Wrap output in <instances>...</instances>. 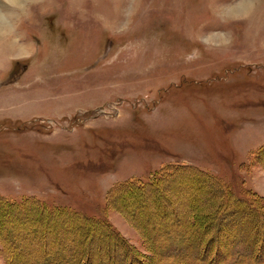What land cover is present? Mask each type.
<instances>
[{
    "label": "rangeland",
    "instance_id": "obj_1",
    "mask_svg": "<svg viewBox=\"0 0 264 264\" xmlns=\"http://www.w3.org/2000/svg\"><path fill=\"white\" fill-rule=\"evenodd\" d=\"M212 3L140 0L129 28L137 0H32L18 31L0 38V200L14 207L0 208V228L17 227L31 247L12 258L0 241V264L40 257L45 240L76 228L64 218L47 222L33 212L39 205L44 214L106 222L150 256L115 210L129 211L133 196L107 206L110 190L132 180L176 172L161 188L169 202L147 193L136 204L155 223L167 222L161 214L171 205L179 217L194 204L203 214L215 210L212 187L176 178L184 168L236 199L264 198V5L248 20L220 23ZM208 27L232 33V45L205 51L197 37ZM194 47L202 58L185 63ZM27 225L47 236H24ZM81 243L80 250L90 244ZM97 243L89 251L100 258Z\"/></svg>",
    "mask_w": 264,
    "mask_h": 264
},
{
    "label": "trees",
    "instance_id": "obj_2",
    "mask_svg": "<svg viewBox=\"0 0 264 264\" xmlns=\"http://www.w3.org/2000/svg\"><path fill=\"white\" fill-rule=\"evenodd\" d=\"M260 155L264 156V149L259 153V158ZM190 170L194 171L195 175ZM173 173L176 172H168V176L163 174L148 183L132 180L116 185L106 197L108 208L114 209L115 197L124 193L133 196L134 200L131 202L129 211L119 207L115 210L140 234L150 256L145 257L137 252L106 222L74 212L44 214V208L39 205L33 212L38 211L39 216L42 215L47 222L54 221L52 223H55L64 218L67 224L75 225L76 228L69 227L63 230L64 235L60 236L62 238L58 242L54 239V241L45 240L42 246L47 249L40 248L44 253L40 257H30L21 264H264V198L253 193L247 200L236 199L223 189L216 188V183L203 172L184 168L182 172L177 173L176 178L191 176L189 177L191 181L212 187L214 190L212 197L216 199V208L211 215L198 211L194 204L183 216L179 217L175 215L174 207L171 205L167 209L168 213L161 214L168 217L165 223H155L154 219H149L148 214H145L146 217L143 218L138 206L144 202L147 193L157 196L160 201L169 200L161 190L167 177L172 176ZM0 205L4 211L14 208L13 204L5 200H0ZM16 228L13 225L0 228V241L5 247L3 253L7 256L11 255L12 258L20 257L23 251L30 252L31 249L28 246L29 243L18 240ZM21 230H24L21 231L24 236L44 238L47 236L44 230L41 231L29 225L22 227ZM78 230L84 234V238L87 237L85 241L90 242L87 247L83 245L81 250L77 245L85 241L76 238V235H79ZM55 231L52 230L50 236H55ZM96 232L99 233L96 234ZM69 235L74 237L68 240ZM221 237L225 240L222 248L220 246ZM65 240H68V243ZM94 242H98L97 250L104 249L106 255L99 258L91 254L89 246ZM211 253L214 256L209 257ZM176 255L180 259H172Z\"/></svg>",
    "mask_w": 264,
    "mask_h": 264
},
{
    "label": "clouds",
    "instance_id": "obj_3",
    "mask_svg": "<svg viewBox=\"0 0 264 264\" xmlns=\"http://www.w3.org/2000/svg\"><path fill=\"white\" fill-rule=\"evenodd\" d=\"M139 2L137 0V11L133 13L131 18H125V22L131 28L136 15L139 12ZM32 3V0H0V38L14 35L19 24L24 18V14ZM264 5V0H228L227 3H218L213 0L211 5L213 15L220 23H233L245 21L255 13L256 9ZM125 6L124 4L121 5ZM224 14L221 15L220 13ZM233 35L230 32L222 31L218 28L208 27L202 29L197 37L199 43L205 51L230 47L233 43ZM111 49L105 51L104 56H108ZM17 58H23L18 56ZM202 58L200 48L194 47L183 57L185 63H192Z\"/></svg>",
    "mask_w": 264,
    "mask_h": 264
}]
</instances>
